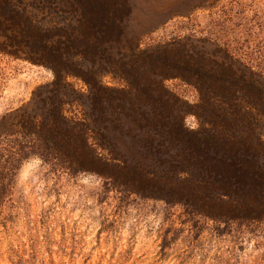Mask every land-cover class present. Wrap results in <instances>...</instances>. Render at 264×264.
<instances>
[{"label": "rangeland", "instance_id": "obj_1", "mask_svg": "<svg viewBox=\"0 0 264 264\" xmlns=\"http://www.w3.org/2000/svg\"><path fill=\"white\" fill-rule=\"evenodd\" d=\"M21 1L23 5L30 0ZM127 1L129 13L119 25L122 36L104 46L95 67L102 56L112 62L126 59L130 48L143 53L166 50L171 57L181 54L197 63L229 64L239 75L258 78L264 88V0ZM32 11L31 7L24 10L26 15ZM33 13L38 19L46 10ZM74 24L66 21L55 26L62 25L75 36L76 29L70 31ZM26 58L24 53L0 52V133L10 132L2 123L13 117L39 118L47 100L55 105L61 102L64 118H85L87 140L97 154L115 158L112 169L120 183L90 173L68 174L57 157L48 158L51 154L37 145L33 151L45 159L28 155L3 176L2 165L16 147L8 142L13 136L0 135V176L4 177L0 180V264H264V219H210L150 191L154 183L167 181L166 175L177 177L180 166L179 148L166 142V127L161 124L168 117L162 119L159 105L163 103L165 111H184L185 128L199 130L193 114L201 97L193 85L181 77L159 78L155 86L160 94L150 101L151 107L141 113L130 111V119L122 114L95 118L84 96L86 86L79 79L66 76L56 91L50 85V70ZM96 77L104 88L127 89L125 79L111 69L100 70ZM131 95L134 98L131 92L125 96ZM221 102L216 98L205 104V120L219 119L212 116L213 108H220L226 117L231 114L233 109ZM123 107L129 111V104ZM94 138L105 147L93 144ZM133 171L149 181L145 190L123 186V177Z\"/></svg>", "mask_w": 264, "mask_h": 264}, {"label": "trees", "instance_id": "obj_2", "mask_svg": "<svg viewBox=\"0 0 264 264\" xmlns=\"http://www.w3.org/2000/svg\"><path fill=\"white\" fill-rule=\"evenodd\" d=\"M20 3L21 0H0V37L3 39L0 52L13 56L24 53L29 62L48 68L52 73L51 88L53 86L56 91L66 76L79 79L86 86L84 96L91 114H96L95 118L102 114H122L130 119V111L141 113L151 107L150 101L160 94L155 83L162 77H181L199 91L201 99L194 106L197 112H192L201 126L197 131L183 125L184 111L181 115L175 107L165 111L163 103L159 105L164 111L162 119L168 117L161 122V127H166V142L170 147L179 148L177 164L180 166L177 177L166 175L167 181L150 186L157 198L186 204L210 219H264V88L258 78L239 75L240 71L236 73L237 70L223 62L209 65V62H193L181 54L171 57L166 50L143 53L130 48L126 59L121 57L124 60L112 62L102 56L95 67L96 59L104 54L101 52L104 46L109 47L122 36L119 25L129 13L127 0H30L23 5ZM26 7L33 11L45 9L46 14L37 19L33 11L25 14ZM66 21L75 22L70 26V31L76 29L75 36L68 34L62 25L55 26ZM109 69L125 79V91H112L98 83V72ZM129 92L134 98L125 96ZM52 93L48 97H52ZM62 94L66 95L65 92ZM216 98L233 110L226 117L220 108H213L212 116L219 119L210 122L202 115L207 112L205 104ZM60 103L55 105L53 100H47L39 118L21 114L2 123L10 132L0 135L5 139L13 136V143L7 139L11 148L16 147L2 165L3 176L9 175V170L28 155L45 159L44 154L33 151L37 145L38 149L51 154L48 158L54 160L57 157L68 174L90 173L116 183L119 175L112 169L116 166L115 158L106 159L97 154L87 140L85 118L72 122L64 118ZM125 103L129 104V111L123 107ZM206 124H209L208 128L204 127ZM93 141L97 147H105L97 138ZM26 143L29 145L23 148ZM181 174L185 176L181 178ZM131 175L135 172L123 177V186L132 189L137 185V190H145L143 186L149 181L139 177L143 173L130 179Z\"/></svg>", "mask_w": 264, "mask_h": 264}, {"label": "clouds", "instance_id": "obj_3", "mask_svg": "<svg viewBox=\"0 0 264 264\" xmlns=\"http://www.w3.org/2000/svg\"><path fill=\"white\" fill-rule=\"evenodd\" d=\"M21 177H23V170L21 171Z\"/></svg>", "mask_w": 264, "mask_h": 264}]
</instances>
